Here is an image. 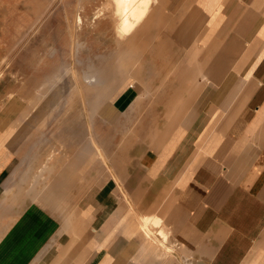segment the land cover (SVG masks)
<instances>
[{
	"label": "crops",
	"instance_id": "obj_1",
	"mask_svg": "<svg viewBox=\"0 0 264 264\" xmlns=\"http://www.w3.org/2000/svg\"><path fill=\"white\" fill-rule=\"evenodd\" d=\"M144 20L77 74L96 148L39 158L20 105L0 112V264H174L146 218L195 264H264V0H158ZM75 119L60 142L82 140Z\"/></svg>",
	"mask_w": 264,
	"mask_h": 264
},
{
	"label": "rangeland",
	"instance_id": "obj_2",
	"mask_svg": "<svg viewBox=\"0 0 264 264\" xmlns=\"http://www.w3.org/2000/svg\"><path fill=\"white\" fill-rule=\"evenodd\" d=\"M154 4L158 0L150 6L146 20L151 19ZM133 33H120L113 0H0V112L20 105V116L13 118L21 117L17 130L31 141L33 155L46 159L49 149L57 145L65 150L72 146L78 154L89 149L91 141L97 147L91 126L96 98L88 95L91 83H84L91 80L82 75V81L77 74L89 73L96 65L103 69L109 55L120 59L126 42L134 41ZM146 36L140 37L139 45ZM137 47L124 52L131 61L138 60ZM97 99L98 104L103 100ZM72 115L77 117L75 124L83 123L85 132L75 144L72 132L67 131L62 143L64 126ZM38 182L32 188L23 185L16 196L30 193ZM172 242L165 241L166 247L174 249L173 257L166 258L174 264H195L179 242Z\"/></svg>",
	"mask_w": 264,
	"mask_h": 264
},
{
	"label": "bare ground",
	"instance_id": "obj_3",
	"mask_svg": "<svg viewBox=\"0 0 264 264\" xmlns=\"http://www.w3.org/2000/svg\"><path fill=\"white\" fill-rule=\"evenodd\" d=\"M113 3L115 13L118 16V26L120 33L128 35L135 32L137 28H139L138 26H140V24L145 21L144 18H147L146 15L148 8H150V0H113ZM81 20L82 19L79 18L78 21L81 22ZM138 33H133L134 40L139 36ZM154 229H157L158 232H155ZM143 230L145 231L146 237L150 238L153 237L154 234L159 233L163 240H161L162 242L157 245L164 249V252L167 256L173 257L172 254L174 249L172 247L165 246V241L168 240L169 231L161 226L160 219L155 220L153 218H146L144 220Z\"/></svg>",
	"mask_w": 264,
	"mask_h": 264
}]
</instances>
